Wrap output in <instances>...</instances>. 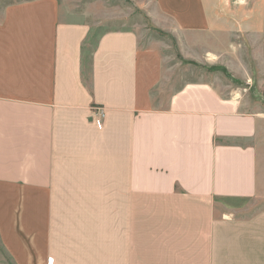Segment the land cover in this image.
Here are the masks:
<instances>
[{"label":"crops","instance_id":"0c3cea01","mask_svg":"<svg viewBox=\"0 0 264 264\" xmlns=\"http://www.w3.org/2000/svg\"><path fill=\"white\" fill-rule=\"evenodd\" d=\"M132 1L206 69L176 82L148 29L96 38L81 5L0 0V246L12 264H264V0Z\"/></svg>","mask_w":264,"mask_h":264},{"label":"rangeland","instance_id":"374dc122","mask_svg":"<svg viewBox=\"0 0 264 264\" xmlns=\"http://www.w3.org/2000/svg\"><path fill=\"white\" fill-rule=\"evenodd\" d=\"M71 5H81L82 10H90L97 16L96 38L107 30L134 29L138 26L144 30L148 29L155 38L164 41L170 48H163L161 59L167 60V75L174 78L176 82L184 80V76L195 78L200 69H206L200 65H191L192 71H188L189 61L185 60L177 51V44L171 35L163 30L157 29L151 23L147 13L137 6L132 0H67ZM104 16V17H103ZM95 38V39H96ZM174 67V68H172ZM195 73V74H194ZM181 85L177 84V87ZM0 263L12 264L0 246Z\"/></svg>","mask_w":264,"mask_h":264},{"label":"built area","instance_id":"2783aa9c","mask_svg":"<svg viewBox=\"0 0 264 264\" xmlns=\"http://www.w3.org/2000/svg\"><path fill=\"white\" fill-rule=\"evenodd\" d=\"M98 113H99L100 117L103 118V116H104V110H103V108H99Z\"/></svg>","mask_w":264,"mask_h":264}]
</instances>
